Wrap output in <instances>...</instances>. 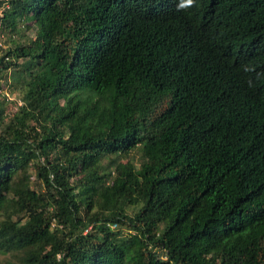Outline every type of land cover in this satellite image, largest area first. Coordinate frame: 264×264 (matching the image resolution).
I'll return each mask as SVG.
<instances>
[{
    "label": "trees",
    "instance_id": "16d2710c",
    "mask_svg": "<svg viewBox=\"0 0 264 264\" xmlns=\"http://www.w3.org/2000/svg\"><path fill=\"white\" fill-rule=\"evenodd\" d=\"M178 3L0 1V264H264V0Z\"/></svg>",
    "mask_w": 264,
    "mask_h": 264
},
{
    "label": "rangeland",
    "instance_id": "374dc122",
    "mask_svg": "<svg viewBox=\"0 0 264 264\" xmlns=\"http://www.w3.org/2000/svg\"><path fill=\"white\" fill-rule=\"evenodd\" d=\"M27 25L30 26L31 23H28ZM27 25H25V27ZM20 27V34L14 36H9L7 33H1L0 30L1 50H6L7 48L13 47L14 43L11 41V39H15V41L17 40L21 44H26L29 42L33 36V30L31 28L26 29L23 25H20ZM2 82L3 86L0 89V102L3 103V107L5 108V116L10 117L18 109V107L22 105L20 91L21 87L19 83H16L10 79ZM112 228L117 231V227L112 226Z\"/></svg>",
    "mask_w": 264,
    "mask_h": 264
},
{
    "label": "clouds",
    "instance_id": "9594fccd",
    "mask_svg": "<svg viewBox=\"0 0 264 264\" xmlns=\"http://www.w3.org/2000/svg\"><path fill=\"white\" fill-rule=\"evenodd\" d=\"M194 4L195 0H179V3L177 4V10H186L193 7Z\"/></svg>",
    "mask_w": 264,
    "mask_h": 264
}]
</instances>
